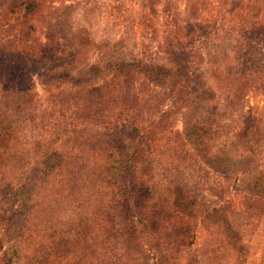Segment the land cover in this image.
I'll use <instances>...</instances> for the list:
<instances>
[{
	"label": "trees",
	"instance_id": "obj_1",
	"mask_svg": "<svg viewBox=\"0 0 264 264\" xmlns=\"http://www.w3.org/2000/svg\"><path fill=\"white\" fill-rule=\"evenodd\" d=\"M59 1L63 0H0V177L5 171L14 173L28 169V176H16V182L21 184L28 178L39 187L33 194L37 202L30 199L32 196L29 200L34 201V209L45 206L47 217L52 218V221L48 219L49 228L42 226L51 234L50 246L55 243L58 226L65 223L61 222L62 217L76 220L79 200L88 201L89 197L93 204L88 208L92 219L88 221L91 227L88 226L84 233L85 240L93 239L96 243L98 235L114 228L113 220L118 218L124 223L120 232L125 235L128 246L120 248L123 250L120 255L115 254L116 261L128 264L127 259L132 260L136 251L142 261H159L163 255L160 242L155 238L147 240V237L153 234L160 221H166L167 232L174 229L170 224L172 216L168 215L169 205L162 203L158 210L157 204L151 202L161 187L155 179L162 173L156 171L163 166L153 158L156 152L164 154L171 143L182 148L190 143L195 151L194 155L185 151L180 157L185 166L176 165V178L164 177L168 180L163 185L165 198L176 205V215L180 210L197 206L205 188L203 176L207 168L195 170L192 160L202 161L209 169L224 175L220 194L235 210L238 208L232 202L237 192L244 200L264 199V121L250 112L221 117L217 93L210 86V79L218 74L227 81L216 80L220 85H228L233 77L239 79L235 87L243 82L248 84L250 81L245 79L248 71L240 73L238 66L232 63L224 65L210 78V68L205 67L206 55H211L209 46L216 47L218 38L224 33L226 21L215 19L226 18L223 9L213 8L212 14L203 16L206 11L202 8L185 7L182 11L190 12L198 23L189 27V22L187 26L180 23L177 9L176 16L169 12L161 21L154 6L146 5V0H136L141 10L131 19L127 8L130 0H112L116 5L112 9L117 13L126 8L124 16L121 12L114 13L110 24L116 33V26L125 21L118 30H122V34L114 44H97L98 40H91L85 30L79 33L57 30L71 19L62 15L61 10L70 8L67 3L77 0ZM246 8L250 7H243ZM233 13L231 16H239ZM245 25L251 28L254 24ZM134 29L145 33L147 30L153 39L162 34L158 49L168 53L169 65L148 58L143 50L135 55L126 52V40L133 36ZM245 30L241 29L240 35ZM86 45L92 46L97 53L93 60ZM56 59L61 61L51 70L52 64L47 66V62ZM33 67L44 69V97L32 85L16 86L18 78L27 76ZM251 78L255 83L262 82L259 87L263 92L258 93L264 97V81ZM52 81H63V86L56 82L49 86ZM68 82L72 86L65 94ZM248 91L249 88L242 87L235 90L233 96L244 98ZM45 99L52 106L57 105V109L51 112L44 109L35 114L36 117L25 112L42 100L46 102ZM168 105L170 109L167 110ZM172 110L182 115V131L171 128L167 122ZM217 116L224 119L223 125L217 124ZM14 123L18 124V130L12 128ZM31 123L33 129L38 128L44 135L35 139L31 148L22 150L21 144L30 143L25 137L33 131ZM24 132L27 135L21 137ZM58 140L61 142L57 148ZM32 150L34 156L30 154ZM27 154L29 159L25 161ZM184 176L190 179L187 184H184ZM1 179L6 181V177ZM204 181L206 183V177ZM41 191L47 194H40ZM15 200L14 197L10 201L12 214L7 220H3L6 211L1 213L3 226L16 224ZM19 203L25 208L26 197ZM71 209L74 212L69 217L67 213ZM188 216L182 214L181 217ZM39 229L26 228L28 232ZM185 231L191 234L190 229ZM187 233L184 235L188 247L194 240H190ZM35 240L40 243L41 238ZM15 248L18 247L15 245ZM13 256L19 255L14 253ZM108 259L106 255L104 261Z\"/></svg>",
	"mask_w": 264,
	"mask_h": 264
},
{
	"label": "rangeland",
	"instance_id": "obj_2",
	"mask_svg": "<svg viewBox=\"0 0 264 264\" xmlns=\"http://www.w3.org/2000/svg\"><path fill=\"white\" fill-rule=\"evenodd\" d=\"M146 1V5H152L156 8L161 17V21L169 15V12L175 13L176 16L177 9V14L180 13L181 15L179 19L180 23L187 26L189 22V27L192 25L195 26L198 23L196 22L197 19L193 15H190V12L185 13V11H182L185 7L188 8V6H193L195 10H201L202 8V10L206 11V13H202L203 16L212 14L211 9L213 8H221L225 11L223 14L226 18H215L218 22L223 19V21H226V24L224 26L223 35L218 38L219 41L218 44H216L217 48L215 46H209L211 49L209 54L211 55H206L205 67L210 68V77L213 76V73L221 71L224 65L234 63L238 66V72L243 73L248 71L246 72L248 78L245 79H248L250 83L247 84L243 82L235 87L239 79L233 77V79L228 81V85H220V82L218 84L216 80H221V83L227 82L224 80L222 74H218L216 77H213V79H210V86L216 91V96L220 103L222 111L220 115L222 117L224 114L223 118H226L231 115V117H235L238 114L250 112L264 121V97L262 94L258 93L263 92L259 87V84L262 82L258 81L260 83H255V80L251 78L254 76L256 80L261 79L264 81V0ZM67 4H70L71 7L61 10V12L64 13L62 15H67L71 19L68 23L63 22V27L59 26L57 28L59 32L60 30L65 31L68 29L75 33H79L80 30H85L91 40H98L97 44H114L120 34H122V30H118L125 24V21L119 22L116 26V33L112 30V25L110 26V24H112V16L114 13H117V11L112 9V6H116L112 0H85L83 3L77 0L76 2L70 1ZM132 4L133 6H131ZM137 4L136 0H130L128 2L127 8L129 7L131 19H133L134 15L136 16L137 13H140L139 11L141 9L138 8ZM242 4L249 6V10L247 8L243 9V7L246 6ZM59 5L60 3L58 6ZM124 11H126V8ZM124 11L121 12L120 10L117 14L121 12V15L124 16ZM233 12L237 13L239 16H231ZM213 14L215 16V13ZM249 23H253L254 25L251 28H247L245 24ZM131 27L132 24L130 23L129 28ZM231 27L235 29L231 30ZM196 28H198V25ZM243 28L246 30L243 35H240V31ZM135 31L136 29H134L133 33L131 32L133 36L126 40V47L128 49L126 52L135 55L143 50L148 58H153L160 63L169 65L168 53H163L158 49L162 43V34L159 33V38L153 39L147 30L146 33L140 30L138 32ZM83 34L84 32H82V37H85ZM61 43H64V41H61ZM71 44L74 43L72 42ZM85 48L91 50L90 58L93 60L97 55L96 51H94L95 49L90 45H86ZM205 52L204 50V53ZM59 61L61 60L56 59L49 61L47 62V66L52 64L51 70L56 69L54 68L56 66L55 64ZM262 62L263 65H260ZM43 70V67L30 68L27 76H23L20 79L18 78L16 86L29 87V85H32L34 89L44 97L42 89ZM20 73L23 75L26 72ZM55 82L56 81H52L49 86H52ZM56 84L63 86V81H58ZM71 86L72 83L68 82L66 90H64L65 94H67ZM242 87L249 88L247 95L244 98L234 97V91L236 90L237 92ZM255 92H257V94H255ZM33 107L25 109V112L35 117L44 109L48 112L57 109V105L52 106L48 100L46 102L42 100L35 108ZM168 109H170V105H168L167 110ZM170 113V117H167V122L170 124V127L182 131V115L177 110H172ZM218 117L219 116L215 117L217 118V124L223 125L224 119ZM12 128L18 130V124L14 123ZM31 128L33 131L28 135L27 132H24L21 136L27 135L25 139L30 142L27 143V141H25V143L21 144L24 147L22 150L25 148L28 149V147L31 148L35 139L44 135L38 128L33 129L34 126L32 123ZM47 136L50 135L47 134ZM60 142L61 141L58 140L56 144L57 148ZM175 145L176 144L171 143L164 154H162L161 151L156 152L153 158L156 163H162L163 166L158 167L156 173L162 174L156 176L155 179V182H160L161 187H158L155 198L151 200V202L157 204L156 208L158 210H160V205L162 203H167L169 205L168 215L172 216L170 224L174 230L167 232L165 228L166 221H160L153 234L147 237V240L155 238L158 240V243L160 242L159 248L163 250V255L159 257V261L155 259H151L149 262L145 260L142 261L139 251H136L133 257L135 260L133 258L132 260L127 259L129 262L128 264H264V209H260L261 206L264 207V199L260 201L244 200L237 192V197L233 198L234 201L232 202V204L238 208L235 210L234 207L230 206L231 204H229V201L220 194L222 187L220 188L219 186L220 184L223 185L224 175L209 169L206 165L202 164V161L197 163L192 160V165L195 170L196 168L199 169V167H203L207 168L206 171H208L206 173L207 176L205 174L203 176L205 188L201 191V197L198 200L197 206H191L186 211L180 210L178 211L179 215H176V205H173L172 201L165 198L164 191L166 188H164L163 185H165L168 180H164V177L171 178V176H173V178H176V165L178 167L179 165L181 167L185 166L184 162H180V157L185 155V151L192 155H194L195 151L190 143H185V148L176 147ZM42 150H44V148H42ZM33 151L34 150H32L30 154L34 156L35 153H33ZM177 155H180L179 158ZM28 159L29 155L27 154L25 161H28ZM163 168H166L168 171H164ZM28 172L27 168L14 173L5 171L0 177V219H2L1 213L3 211H6L3 220L9 218L10 214H12V211L9 209L10 201L14 197L17 199L13 203L14 210L16 211L14 216L16 224L12 226L6 224L3 226L0 224V264H119L118 260L116 261L115 259V254L120 255L123 253V250L120 248L128 246L125 235L120 232L121 228H124V223L120 219L115 218L113 220V222H115L113 225L114 228L112 227L102 236L98 235L96 243L93 242V239L90 241L85 240L86 236L84 233L87 232L88 226L91 227L88 221L90 218L92 219L88 211L92 203V199L89 197L88 201L85 199L84 201L79 200L80 207L75 209L76 214H78L76 220H69L61 216L63 218L61 222L65 223L61 225V227L60 225L58 226L59 232L58 234L56 233L57 237L53 240L55 243L52 246L49 245L51 234H49L50 232L48 233L47 230L44 231L42 226L45 225L48 227V219L52 221V218L50 216L49 218L47 217V208L45 206L41 205L34 209L32 207L34 201L29 200V196H32L30 199L37 202L38 198H35L33 194L39 187L35 186L36 182L30 183L28 178H24V183L19 184L20 181L16 182V176L24 175L27 177ZM177 176H180V174H177ZM2 177H6V181L3 182L1 179ZM205 177L206 183L204 181ZM184 179L185 176L183 177V180ZM189 180L190 179H185L184 184H187ZM175 185L176 182L173 186ZM189 185L191 186V183ZM43 193H46V191H41L40 194ZM25 197L27 206L22 209V203L19 202L20 199ZM78 198L83 199L84 197ZM91 206L93 207V204ZM72 210L73 209H71V211L69 210V213H67L69 217L73 216L74 211ZM165 214L167 213L165 212ZM182 214H188L189 216L184 219L181 217ZM26 228L31 231L33 228L40 229L38 232H28ZM177 228H179V232ZM187 229H190L191 234L185 231ZM184 233L189 234L187 237L190 238V240H194V244L187 247ZM37 238L38 240L39 238H41V240L44 238L45 240L44 242L40 240V243H37L35 240ZM104 239L108 240L109 243ZM56 242L59 244H56ZM15 245L18 248H15ZM106 248L108 251H106ZM14 253L19 256L14 257ZM106 255L109 259L104 261ZM122 264L127 263L123 262Z\"/></svg>",
	"mask_w": 264,
	"mask_h": 264
}]
</instances>
